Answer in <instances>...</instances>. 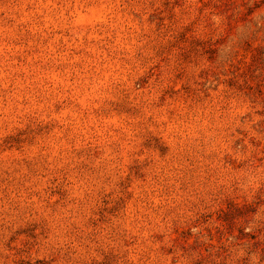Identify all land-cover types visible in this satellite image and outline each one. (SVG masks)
<instances>
[{
  "label": "rangeland",
  "instance_id": "1",
  "mask_svg": "<svg viewBox=\"0 0 264 264\" xmlns=\"http://www.w3.org/2000/svg\"><path fill=\"white\" fill-rule=\"evenodd\" d=\"M0 264H264V0H0Z\"/></svg>",
  "mask_w": 264,
  "mask_h": 264
}]
</instances>
